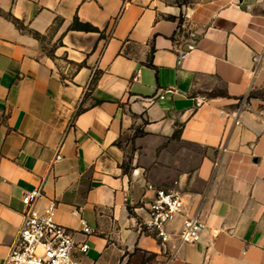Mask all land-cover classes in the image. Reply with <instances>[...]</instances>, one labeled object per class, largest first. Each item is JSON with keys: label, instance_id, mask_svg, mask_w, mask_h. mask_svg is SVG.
I'll use <instances>...</instances> for the list:
<instances>
[{"label": "crops", "instance_id": "obj_1", "mask_svg": "<svg viewBox=\"0 0 264 264\" xmlns=\"http://www.w3.org/2000/svg\"><path fill=\"white\" fill-rule=\"evenodd\" d=\"M261 89L264 0H0V264L39 187L80 264H264ZM157 190L197 243L143 232Z\"/></svg>", "mask_w": 264, "mask_h": 264}, {"label": "built area", "instance_id": "obj_2", "mask_svg": "<svg viewBox=\"0 0 264 264\" xmlns=\"http://www.w3.org/2000/svg\"><path fill=\"white\" fill-rule=\"evenodd\" d=\"M185 57V53L180 54L178 64ZM166 93L173 94V90L168 89ZM160 99H164V96H160ZM60 160L61 156L57 154L55 162ZM41 197V187L23 194L25 210L22 224L5 264H80L75 251L86 254L89 245L77 244L73 232L56 222L57 208L54 202L49 203L45 210L39 211L37 203ZM183 208L184 203L178 193L157 190L148 205L147 217L142 222L143 232L166 244L170 240L168 225L181 217L183 224L178 235L179 242L197 243L205 225L195 216H186ZM80 212V209L76 211L78 214ZM81 226L83 235L90 236L94 233L85 220L81 221Z\"/></svg>", "mask_w": 264, "mask_h": 264}, {"label": "trees", "instance_id": "obj_3", "mask_svg": "<svg viewBox=\"0 0 264 264\" xmlns=\"http://www.w3.org/2000/svg\"><path fill=\"white\" fill-rule=\"evenodd\" d=\"M16 25H19V22L17 20H13ZM72 28L75 30H81L85 32H97L98 30L94 27H92L90 24H83L78 21V19H75Z\"/></svg>", "mask_w": 264, "mask_h": 264}, {"label": "rangeland", "instance_id": "obj_4", "mask_svg": "<svg viewBox=\"0 0 264 264\" xmlns=\"http://www.w3.org/2000/svg\"><path fill=\"white\" fill-rule=\"evenodd\" d=\"M251 97L261 102V107H264V89L258 90L251 94Z\"/></svg>", "mask_w": 264, "mask_h": 264}]
</instances>
